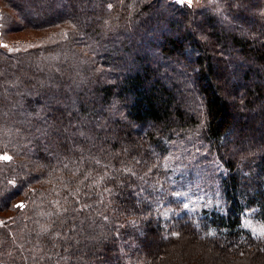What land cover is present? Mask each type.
I'll use <instances>...</instances> for the list:
<instances>
[{
  "label": "trees",
  "instance_id": "trees-1",
  "mask_svg": "<svg viewBox=\"0 0 264 264\" xmlns=\"http://www.w3.org/2000/svg\"><path fill=\"white\" fill-rule=\"evenodd\" d=\"M206 8L0 0L3 34L48 41L0 47V264H264L241 226L264 221V0ZM189 139L224 167L220 210L175 195L207 184L167 159Z\"/></svg>",
  "mask_w": 264,
  "mask_h": 264
},
{
  "label": "rangeland",
  "instance_id": "rangeland-1",
  "mask_svg": "<svg viewBox=\"0 0 264 264\" xmlns=\"http://www.w3.org/2000/svg\"><path fill=\"white\" fill-rule=\"evenodd\" d=\"M215 1L217 0H192L189 6L196 9L204 8L202 11H206L209 9L206 7ZM45 36L41 32L37 33L29 30L11 33L9 35L3 34L0 31V47L9 52L26 50L48 42L47 39H44ZM183 146L177 152L174 151V154L168 155L167 157L170 162L177 163L174 169L175 174L178 172L184 173L186 179H188V173L192 172L199 180L201 178L207 180V184L197 182L193 186V184L187 183L185 187L176 190L175 195L182 202L185 211L189 214H195L202 208L216 211L220 210L223 201L221 200V193L217 183L219 178L217 174L218 172H223L224 167L215 157L214 151L210 150L207 145L206 148H200L202 146L200 141L193 142L192 139H189ZM191 148H196L200 152H195L196 149L192 151ZM241 226L256 236H264V221L258 218L255 210L244 212ZM189 250L195 251L192 248H185V251H182V253L188 252ZM197 254L204 255L201 250H197ZM204 258L210 257L206 256ZM253 260L249 264H253Z\"/></svg>",
  "mask_w": 264,
  "mask_h": 264
},
{
  "label": "snow or ice",
  "instance_id": "snow-or-ice-1",
  "mask_svg": "<svg viewBox=\"0 0 264 264\" xmlns=\"http://www.w3.org/2000/svg\"><path fill=\"white\" fill-rule=\"evenodd\" d=\"M89 2V0H83V3L87 4ZM177 2H183L185 4H191L192 0H177ZM109 7H111V5H109ZM45 127L43 129L41 128H35L33 129V131L35 132H39L41 135H46L48 133V121L44 120L43 121ZM65 131H67V129H65ZM72 135H79L82 136L85 140H95V136L94 134L91 132V129H88L87 131L84 128H77L76 131L74 133H72ZM3 159L5 161L10 160L11 158L9 156H4Z\"/></svg>",
  "mask_w": 264,
  "mask_h": 264
}]
</instances>
